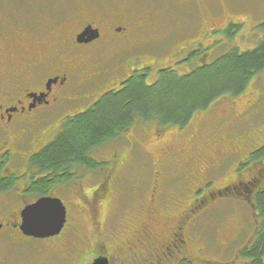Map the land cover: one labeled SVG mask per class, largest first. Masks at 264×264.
I'll return each mask as SVG.
<instances>
[{"label": "rangeland", "instance_id": "1", "mask_svg": "<svg viewBox=\"0 0 264 264\" xmlns=\"http://www.w3.org/2000/svg\"><path fill=\"white\" fill-rule=\"evenodd\" d=\"M17 6L38 12L48 22L54 12L61 13L64 24L78 20V15L81 20L104 16L128 19L131 14H135L137 19L146 21L150 32L137 30L132 40L138 42L139 38L142 41L148 39L149 43L144 45L148 48L157 46L159 54L164 55L160 57L161 60L169 55L172 47L183 45V39L189 42L200 40L207 28H221L229 20L237 21L238 31L231 37H224L223 44L216 43L207 59L211 61L231 47L242 51L250 49L259 38L256 26L264 20V0H0V27L5 32H10L15 23L3 12L6 8L15 11L13 9H17ZM117 57L119 61L121 55ZM98 59L101 61L96 63L100 65L94 64L100 66V71L108 68V60L105 61L103 57ZM263 91L264 70L251 78L240 95L231 100L221 96L214 99L207 110H197L183 132L177 131L171 124L162 125L156 130L153 121H139L117 138L98 145L92 151V156L100 162H106L105 165L91 171L75 166L79 179L72 182L74 187L62 185L51 190L66 205L68 230L58 237L31 239L26 246L0 251V264H90L93 258L100 255L108 256L110 264H165L186 256L192 258L194 264L236 260L238 248L245 244L257 224L253 204L238 199V195L233 198L229 193L220 194L221 190H216L217 193L206 205L191 206L194 195H202L205 191L204 188L203 191L199 190L200 193H196L198 190L195 192V188L201 185L193 177L195 170H199L205 164V157L213 156L214 152L205 148L202 155L196 156V151L192 149L193 141L189 137L190 126H194L202 116L200 139L207 138L208 145L215 150L213 143L217 140L213 137L218 133L219 142L231 154L229 161H234L246 154L249 143L245 140L233 141L230 135L225 134L223 129H231L230 133H233L234 128L226 126L227 122L223 120H232L234 115L231 109L234 108L236 113L241 112L247 108V103L256 98V109L264 108ZM88 104L80 103L72 108L77 110ZM244 117L248 125L238 129L241 136H251L252 131H256L254 129L264 131L263 112L250 111ZM158 132L160 135H157ZM54 133L55 130H47L46 137L38 144L50 141ZM176 140L181 141L179 144L174 143ZM171 144H177L179 150L184 148L185 151L174 149L169 156L176 157L168 158L166 164L169 165L161 171V148ZM27 146L28 143L24 142L21 147ZM18 150L22 151V148ZM115 154L118 158L114 157ZM219 163V158L213 163L211 161V165ZM214 167H210L207 176L213 181L211 187L218 189L223 186V180L230 177L231 166L225 169ZM112 169L115 173L117 171L113 183L106 176L112 175ZM155 170L159 171L156 177ZM155 179V183L162 188L160 192L152 190ZM101 180L104 181L99 186ZM181 212L187 213L189 221L184 232L186 249L181 251V255L175 249L172 250L174 245L166 243L162 249L169 255L163 257L156 251L137 261L128 255L122 257L117 252V245L124 237L133 234V223L144 217L145 213L150 218L151 227L155 229L148 227L147 232L163 235V231L179 219ZM70 230H74L75 234ZM68 235L73 237L69 238ZM62 239L67 240L63 243Z\"/></svg>", "mask_w": 264, "mask_h": 264}, {"label": "flooded vegetation", "instance_id": "2", "mask_svg": "<svg viewBox=\"0 0 264 264\" xmlns=\"http://www.w3.org/2000/svg\"><path fill=\"white\" fill-rule=\"evenodd\" d=\"M13 10L15 11L6 8L3 12L15 23L13 29L5 32L3 27H0V182L4 184L0 186V251L14 249L16 246H26L31 239H39L25 234L20 226L23 209L39 197L48 196L38 194V190L35 186L33 187L36 180L44 178L46 174L29 164L31 155L46 144L38 143L46 137L47 130H55L52 139L65 118L79 110L73 109L74 105L93 103L102 94L119 90L131 78L143 77L147 84H152L163 72H172L178 76L190 73L209 62L207 58L213 53L216 43L223 44L224 37L233 36L239 29V24L234 20L227 21L221 28H207L203 31L200 40L195 39L189 42L183 39V45L172 47L169 55L161 60L160 57L164 55L159 54L160 49H157V46L148 48L144 45L149 43L148 39L142 41V38H139L138 42L132 40L133 33L137 30L150 32L147 30L149 26L146 21L137 19L135 14H131L128 19L104 16L99 19L91 17L92 19L82 18L81 20H79L81 16L78 15V20L64 24L61 13L54 12L48 22L42 19L41 14L32 12L27 7L17 6V9ZM22 17H24V23H22ZM230 24L234 28L227 32ZM95 34L97 37L91 38ZM230 50L239 51L235 47H231ZM120 55L121 59L117 61L119 59L117 56ZM101 57L105 61L108 60L106 63L108 68L104 71H100L98 69L100 64L96 63L98 60L101 61L98 59ZM244 90L245 88L235 96L222 95V97L231 100ZM261 94L264 97V91ZM257 105L256 98L247 103V108L241 112L236 113L234 108L231 109L234 115L232 120L231 118L223 120L227 122V124L224 123L226 126L234 128L233 133H230L231 129H223L225 134L230 135L233 141L245 140L249 143L246 154L242 157L238 156L234 161H229L231 154L224 150V145L219 142L218 133L213 137L217 140L213 143L215 150L208 145L207 138L200 139L203 131L202 116L194 126H190L189 137L193 141L192 149L196 151V156L202 155L205 148L214 152L213 156L205 157V164L199 170H195L196 174L193 177L201 184L195 188V192L198 190L196 193H200L199 190L203 191L204 188L205 191L202 195L196 197L194 195L191 206L206 205L221 190L220 194L229 193L233 198L238 195V199L249 202L254 207L256 197L264 189V131L254 129L256 131H252L251 136H241L238 129L248 125L245 122L247 118L244 117L248 112L254 113L258 110L264 113V108L256 109ZM208 107L209 105L201 111L207 110ZM227 111L230 112L225 110ZM193 115L194 113L185 125H171H174L177 131L183 132ZM53 123L58 125L53 127ZM154 123L156 130L165 125ZM157 135L160 133L158 132ZM180 141L176 140L174 143L179 144ZM24 142L28 143L27 147H21ZM18 148H22V151ZM177 148V144L161 148L162 160L159 163L161 171L169 165L166 164L168 158L176 157L169 154ZM177 150L185 151L184 148ZM114 157L116 158L117 155L115 154ZM216 158H219L221 164L211 165V161L213 163ZM226 162L228 163L224 165ZM214 165L213 169L216 167L225 169L231 166L230 179H224L223 186L218 189L211 187L213 181L208 178V171ZM116 173L112 169V175H106L111 183L114 182ZM158 174L159 171L155 170V177ZM76 179H79L78 174L70 181L55 185L53 190L62 185L74 187L72 182ZM103 181H99V186ZM155 182H157L156 179ZM153 186V192L157 190L160 192L162 189L159 184L155 183ZM50 195L54 196L52 192ZM153 195L154 193L152 197ZM64 206L66 209L64 226L58 235L49 238L58 237L66 229L68 230V210L66 205ZM257 213L255 210L257 224L238 251L253 241L260 220ZM187 220V213L181 212L179 219L175 223L172 222L163 231L164 236L160 237V234L147 232V228L152 224L145 213L144 217L133 223L131 227L133 234L124 237L117 245V252L122 257L128 255L138 261L150 256L148 255L150 252H155L158 249L159 240H164L166 244L174 245L173 249L181 255V251L186 249L184 232L189 223ZM151 228L155 231L153 227ZM174 229L177 230L174 231ZM70 232L75 234L74 230ZM186 238L188 239V236ZM62 240L65 243L67 239Z\"/></svg>", "mask_w": 264, "mask_h": 264}, {"label": "trees", "instance_id": "3", "mask_svg": "<svg viewBox=\"0 0 264 264\" xmlns=\"http://www.w3.org/2000/svg\"><path fill=\"white\" fill-rule=\"evenodd\" d=\"M233 28L230 24L227 32ZM256 30L259 38L250 49L225 51L182 76L163 72L152 84H147L143 77L131 78L119 90L102 94L65 118L55 136L29 160L31 167L46 174L33 185L38 194L50 195L55 185L75 178V166L91 171L105 165L106 162L92 156V151L117 138L136 121L182 126L214 99L241 92L253 75L264 70V20L258 22ZM254 204L260 220L253 241L238 251L236 260L216 264H264V189ZM163 245L164 240H159L156 251L160 257L169 255ZM165 264H194V261L183 257Z\"/></svg>", "mask_w": 264, "mask_h": 264}, {"label": "water", "instance_id": "4", "mask_svg": "<svg viewBox=\"0 0 264 264\" xmlns=\"http://www.w3.org/2000/svg\"><path fill=\"white\" fill-rule=\"evenodd\" d=\"M97 37V34L91 38ZM66 217V209L60 198L39 197L26 206L21 214V230L35 238H45L59 234ZM91 264H110L108 256H97Z\"/></svg>", "mask_w": 264, "mask_h": 264}]
</instances>
